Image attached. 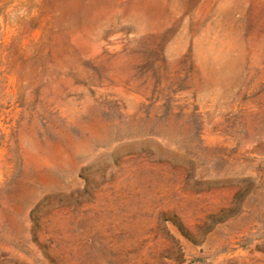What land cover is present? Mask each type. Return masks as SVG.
Listing matches in <instances>:
<instances>
[{
    "label": "rangeland",
    "instance_id": "374dc122",
    "mask_svg": "<svg viewBox=\"0 0 264 264\" xmlns=\"http://www.w3.org/2000/svg\"><path fill=\"white\" fill-rule=\"evenodd\" d=\"M0 264H264V0H0Z\"/></svg>",
    "mask_w": 264,
    "mask_h": 264
}]
</instances>
